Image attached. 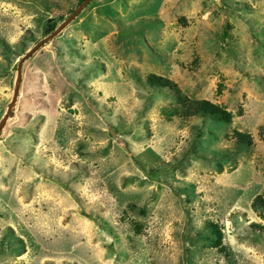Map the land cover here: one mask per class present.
Here are the masks:
<instances>
[{
    "label": "rangeland",
    "instance_id": "rangeland-1",
    "mask_svg": "<svg viewBox=\"0 0 264 264\" xmlns=\"http://www.w3.org/2000/svg\"><path fill=\"white\" fill-rule=\"evenodd\" d=\"M73 1L0 0V264H264V0Z\"/></svg>",
    "mask_w": 264,
    "mask_h": 264
},
{
    "label": "trees",
    "instance_id": "trees-1",
    "mask_svg": "<svg viewBox=\"0 0 264 264\" xmlns=\"http://www.w3.org/2000/svg\"><path fill=\"white\" fill-rule=\"evenodd\" d=\"M84 0H75L73 1V5H71L67 9H54L53 14L56 12L57 18L54 17V23H57V21L63 22L65 19L70 17L73 12L82 5ZM89 5V4H88ZM87 5V6H88ZM86 6V7H87ZM85 6L83 7V9ZM51 11V10H49ZM55 14V15H56ZM60 18V19H59ZM51 21H48L46 27L43 28V30L40 31V35H42V38L50 35L56 28V24H54ZM58 25V24H57ZM226 35L223 37V39L227 40V34L222 33V35ZM225 41H223L224 43ZM224 45V44H223ZM240 81L246 82L248 86H255L259 89V92H262L264 94V79L259 74H242ZM146 83L148 84L149 88H153V90L156 88L160 89L164 88L165 86L172 87L174 93L178 94L179 101L178 104L169 111H163L168 118L172 116H178V117H201L202 119H210L212 121H215L217 123H228L230 121V112H227L225 110L226 105L221 106L217 104H213L212 102H209L207 100H201V99H195L192 97H188L185 95H181L180 91L176 89V85L173 84L170 80L156 77L153 74H149L146 77ZM234 92V90H232ZM232 94V93H231ZM177 96V95H176ZM237 113L241 112V109L239 106H235ZM234 135L236 136L237 141H243L248 139V136L245 133H241L238 131H234ZM237 144H242L238 143ZM140 216H144L147 209L145 208H135ZM142 224L136 223L134 225V231L136 233H140ZM201 231V237L209 244V245H218L220 244L222 240L221 231L217 225V222H212L209 220H206L203 224L200 226ZM220 242V243H219Z\"/></svg>",
    "mask_w": 264,
    "mask_h": 264
},
{
    "label": "water",
    "instance_id": "water-1",
    "mask_svg": "<svg viewBox=\"0 0 264 264\" xmlns=\"http://www.w3.org/2000/svg\"><path fill=\"white\" fill-rule=\"evenodd\" d=\"M81 7H83V6L81 5L78 9H80ZM75 12H76V11H74L72 15H74ZM117 144H118L119 146H123V143H122L121 141H119V140L117 141Z\"/></svg>",
    "mask_w": 264,
    "mask_h": 264
}]
</instances>
